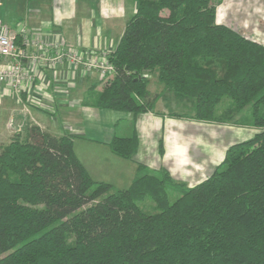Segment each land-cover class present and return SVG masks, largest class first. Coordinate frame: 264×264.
Here are the masks:
<instances>
[{
	"label": "trees",
	"instance_id": "obj_1",
	"mask_svg": "<svg viewBox=\"0 0 264 264\" xmlns=\"http://www.w3.org/2000/svg\"><path fill=\"white\" fill-rule=\"evenodd\" d=\"M135 1L109 54L114 71L85 105L150 112L160 98L152 74L192 102L195 120L242 125L250 107L260 131L195 186L139 162L117 189L91 177L73 135L16 130L0 146V264H264V44L218 23L214 0ZM138 147L135 127L110 143L128 160ZM146 199L154 212L140 207Z\"/></svg>",
	"mask_w": 264,
	"mask_h": 264
},
{
	"label": "crops",
	"instance_id": "obj_2",
	"mask_svg": "<svg viewBox=\"0 0 264 264\" xmlns=\"http://www.w3.org/2000/svg\"><path fill=\"white\" fill-rule=\"evenodd\" d=\"M214 2L218 23L226 21L222 14L229 16L235 10V15L242 18V25L249 20L250 24L244 25L245 31L254 33L264 44V0ZM136 9L135 0H29L25 20L19 18L11 26L1 12L0 17L16 34L22 47H26L24 36L35 39L47 35L62 37L77 48L110 54ZM97 80V72L74 74L65 65L57 71L41 73L20 95L8 85L0 84V116H6L7 126L14 119L24 125L22 128L37 125L56 136L73 135L75 152L91 177L111 183L117 189H126L132 184L139 162L152 170L165 168L174 180L195 186L213 174L230 146L260 131L230 122L198 121L192 117L193 113L176 112V107L166 106L164 100L168 98L176 104L180 100L155 78L151 79L149 90L158 93L160 98L150 112L134 116L87 106L85 96ZM45 114H51L52 120ZM134 127L139 139L138 150L132 160L121 158L113 153L110 143L115 136H130Z\"/></svg>",
	"mask_w": 264,
	"mask_h": 264
},
{
	"label": "built area",
	"instance_id": "obj_3",
	"mask_svg": "<svg viewBox=\"0 0 264 264\" xmlns=\"http://www.w3.org/2000/svg\"><path fill=\"white\" fill-rule=\"evenodd\" d=\"M2 5L0 0V7ZM16 38L0 17V84L8 85L18 95L26 85L35 83L41 73L57 71L65 65L70 66L74 74L97 72L101 80L114 71L108 53L77 48L62 37L45 35L30 39L24 36L26 47L19 45Z\"/></svg>",
	"mask_w": 264,
	"mask_h": 264
},
{
	"label": "rangeland",
	"instance_id": "obj_4",
	"mask_svg": "<svg viewBox=\"0 0 264 264\" xmlns=\"http://www.w3.org/2000/svg\"><path fill=\"white\" fill-rule=\"evenodd\" d=\"M216 2L219 3L220 0H216ZM28 3H29V0H3V5L0 7V12L2 13V16L5 19V21L12 26L13 24H15L19 20V18H21L22 20H25V15H24L25 13L24 12L27 9ZM222 12L223 11H220V13H222ZM236 13L237 12L234 10L232 15L224 16L222 14L223 18L226 17V21H223L221 23H225V24L229 25L230 27H232L233 29L240 31L241 33L248 36L250 39L259 41L254 36V33L245 31L244 25L250 24L249 20L247 21V23L242 25V23H243L241 20L242 18L240 16L239 17L236 16L235 15ZM222 16H221V18L219 17L220 20L222 19ZM154 76L156 77V73L154 74ZM150 78L151 79L154 78L152 76V74H151ZM103 85H104V82L99 85V87L96 89V91H100L103 88ZM149 87H151V85ZM164 103L166 106L176 107V109L173 108L176 112H181L182 114H185V115H189V114L194 113V106H193L192 102H190L188 100H180L176 104L174 101L171 102V99L166 98L164 100ZM251 113L252 112H251L250 107H247L246 109H244L241 112V118H242L241 122H243L241 126H246V127L251 126L250 123L253 121ZM173 114H174V112H173ZM45 116L47 117L48 120H52V118H53L51 114H45ZM58 117H59V115H57L56 119H58ZM6 123H7L6 116L4 114H2L0 116V146L8 143L10 141V138L13 135L14 131L19 130V128H22L24 126V125H21V123H16V121H14V119L9 122L8 126ZM251 136L253 137L254 135H250L249 138H252ZM246 138H248V137H246ZM175 196L176 195H172V198H175ZM140 207L146 212H154V203L150 199H146V200L142 201L140 203Z\"/></svg>",
	"mask_w": 264,
	"mask_h": 264
}]
</instances>
